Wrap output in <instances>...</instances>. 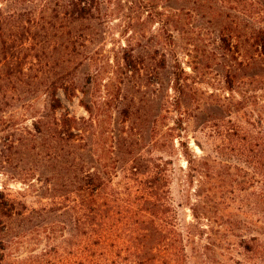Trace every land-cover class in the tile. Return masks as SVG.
Instances as JSON below:
<instances>
[{"label": "trees", "instance_id": "trees-1", "mask_svg": "<svg viewBox=\"0 0 264 264\" xmlns=\"http://www.w3.org/2000/svg\"><path fill=\"white\" fill-rule=\"evenodd\" d=\"M207 2L202 6L220 24L227 47L225 34L242 35L239 66L248 77L258 76L256 108L249 96L245 105L234 96L217 100L216 110L200 123L197 154L186 136L179 96L185 72H173L179 94L165 100L166 117L174 124L164 133L166 155L144 152L131 134L141 113L131 100L119 113L122 137L116 136L115 159L108 162L86 154L87 128L95 127L97 115L84 99L81 74L111 0H0V124L6 133L0 163L16 170L23 149L32 151L41 136L51 142L52 153L47 194L38 206L0 191V264H190L194 234L180 229L171 200L177 146L196 185L194 218L223 235L230 264H264V0ZM229 3L240 16L227 12ZM157 13L169 30L170 10ZM159 67L170 68L167 54ZM225 77L234 93L235 70ZM61 92L70 102L78 100L89 118L65 110ZM41 95L46 107L34 117L32 130L5 119L22 100ZM61 110L66 112L58 117ZM33 171L20 179L23 184L33 185ZM42 237L52 260L18 255L23 244Z\"/></svg>", "mask_w": 264, "mask_h": 264}, {"label": "rangeland", "instance_id": "rangeland-1", "mask_svg": "<svg viewBox=\"0 0 264 264\" xmlns=\"http://www.w3.org/2000/svg\"><path fill=\"white\" fill-rule=\"evenodd\" d=\"M207 1L217 0H111L107 16L98 30V41L90 45L89 59L81 74L86 85L84 99L97 115L95 127H88L86 134V154L90 160H97L102 155L108 162L115 159L116 136L122 137L120 130L123 128L119 113L131 100L141 108L140 119L131 134L141 141L139 145L144 152L150 150L158 155H166V149L162 147L166 142L164 133L168 125L174 124L172 119L166 117L165 100L167 95L175 97L179 94L173 89V72L176 71L185 72V87L179 96L184 103L183 111L187 119L186 136L197 154H201V149L195 143L201 140L200 123L216 110L217 100L234 96L245 105L243 99L249 96L252 106L256 108L258 76L248 77L239 66L244 62L242 35L231 39L225 34L227 47L221 41L224 32L220 24L202 6L207 5ZM229 6L227 12L235 17L240 16L239 9H231L236 5L229 3ZM166 10L172 14L167 18L169 30L163 28L161 16L157 13ZM164 54L169 57L168 70L159 67ZM231 69L237 74L234 93L228 90L225 77ZM60 97L65 110L77 117L89 118L78 100L70 102L62 92ZM45 102L43 95L24 99L18 103L14 114L8 113L4 117L10 120L14 118L22 131L32 130L34 117L44 112ZM65 112L61 110L57 116ZM242 113L243 110L240 111ZM174 114V118L179 117V113ZM232 117L236 118L234 114ZM128 127L125 125L124 128L128 130ZM3 130L4 126L0 124V144L6 134ZM35 140L32 151L23 149L18 156L16 170L0 163V191L6 189L32 206H38L41 195L47 194L45 178L49 175L52 161L51 142L42 140V136ZM169 143L173 145V141ZM172 159L175 171L171 200L177 223L184 232L189 230L194 234L188 245L193 258L190 264H230L228 243L222 238L223 235L212 230L216 228L212 227V223L194 218L191 208L196 204V185L190 184L187 178V164L180 156L178 146ZM28 169L34 170L31 179L33 185L23 184L20 180ZM23 245L18 253L22 258L31 256L49 261L54 258L45 237Z\"/></svg>", "mask_w": 264, "mask_h": 264}]
</instances>
